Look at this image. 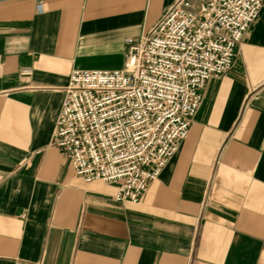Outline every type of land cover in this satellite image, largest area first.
Masks as SVG:
<instances>
[{
	"label": "crops",
	"instance_id": "obj_1",
	"mask_svg": "<svg viewBox=\"0 0 264 264\" xmlns=\"http://www.w3.org/2000/svg\"><path fill=\"white\" fill-rule=\"evenodd\" d=\"M176 0H0V264H264V6L140 204L53 145L73 69L120 70Z\"/></svg>",
	"mask_w": 264,
	"mask_h": 264
},
{
	"label": "built area",
	"instance_id": "obj_2",
	"mask_svg": "<svg viewBox=\"0 0 264 264\" xmlns=\"http://www.w3.org/2000/svg\"><path fill=\"white\" fill-rule=\"evenodd\" d=\"M263 6L176 0L148 34L127 41L122 69H73L53 145L75 174L117 184L116 201L140 204L191 132L208 82L234 67Z\"/></svg>",
	"mask_w": 264,
	"mask_h": 264
}]
</instances>
